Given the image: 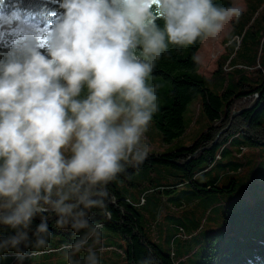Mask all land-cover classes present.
Wrapping results in <instances>:
<instances>
[{
	"label": "clouds",
	"instance_id": "clouds-1",
	"mask_svg": "<svg viewBox=\"0 0 264 264\" xmlns=\"http://www.w3.org/2000/svg\"><path fill=\"white\" fill-rule=\"evenodd\" d=\"M40 3L54 12L47 43L23 12L14 13L16 42L0 43V264H37L51 253L61 264H103L110 182L148 155L158 96L147 78L170 45L216 38L245 7ZM54 230L70 238L54 246Z\"/></svg>",
	"mask_w": 264,
	"mask_h": 264
},
{
	"label": "trees",
	"instance_id": "trees-1",
	"mask_svg": "<svg viewBox=\"0 0 264 264\" xmlns=\"http://www.w3.org/2000/svg\"><path fill=\"white\" fill-rule=\"evenodd\" d=\"M244 1L247 10L232 21L226 53L210 78L201 74L200 63L192 60L206 39L197 38L192 45H170L146 80L157 91L158 110L152 120L164 143L184 133L183 114L198 97L208 127L189 146L149 153L139 166L127 167L110 182L111 215L103 221L105 246L111 248L106 237L117 235L125 242L126 264H189L191 251L181 224L172 226V250L149 235L142 213L149 203L155 214L165 212L170 203L181 213L197 193L229 192L239 185L243 191L258 188L257 168L264 166V160H258L264 157V57L257 60L256 51L264 38V7ZM214 3L227 7L230 0ZM0 12L13 19L17 17L14 13L23 12L43 29L52 23L46 17L54 15L52 5L40 0H0ZM157 23L162 27L164 21ZM258 24L262 25L261 38ZM250 38L255 40L249 42ZM239 56L242 59L234 63ZM236 111L242 112L234 115ZM246 146L254 148L252 154L245 155ZM162 168L168 169L167 181L157 183L151 174ZM174 191L179 194L172 196ZM184 215L188 217L187 212ZM223 217V228L205 235L204 252L194 264H264V192L226 209ZM191 227L192 232L199 230L200 221L195 220ZM57 237L61 241L70 238L68 233L54 230V239Z\"/></svg>",
	"mask_w": 264,
	"mask_h": 264
},
{
	"label": "rangeland",
	"instance_id": "rangeland-1",
	"mask_svg": "<svg viewBox=\"0 0 264 264\" xmlns=\"http://www.w3.org/2000/svg\"><path fill=\"white\" fill-rule=\"evenodd\" d=\"M241 3L247 10V4L244 0ZM252 6H260L263 4L264 0H250ZM264 13H262L263 17ZM17 19V18H16ZM13 18H7L0 12V43L4 45H10L16 42L18 36L16 34L17 29L13 25ZM264 22V20H263ZM36 39L41 46L47 43L49 29H43L35 24ZM262 25L258 24V33H260L259 38L262 37L260 27ZM232 31V21L226 23L223 31L216 38H206L201 48L198 51V55L201 57L200 61V72L206 77H211L213 73L218 69L219 62L222 56L225 55L227 46L229 44L230 36ZM252 39H249L251 42ZM264 38L260 45H258V51H256L257 60L263 61L264 57ZM242 58L239 56L235 59L234 63H237ZM259 62H257L258 65ZM254 74V73H253ZM255 75V74H254ZM253 77V75H252ZM213 91H218L215 86H212ZM255 96V95H254ZM256 97V96H255ZM185 131L184 133L171 143H164L162 141V134L156 128L155 122L151 120L146 132L144 142L148 145L149 153H168L179 147L189 146L191 143L197 139V137L208 127V119L204 114L201 106V98L198 97L190 102L183 114ZM254 151L253 147L246 146L245 155H250ZM258 160H264V157H259ZM215 174V173H213ZM168 169L162 168L157 169L151 174L152 179H155L157 183L167 181ZM256 182L258 183V188L247 189L243 191L242 187L239 185L236 190L223 191V192H209L203 195L199 193L194 195L195 200L188 205L185 211L178 212L177 209L171 205H168V209L165 212L155 214L151 210L153 204L149 203L147 205V210L145 213L146 218L143 220V225L148 231L149 235L158 239L165 249H174L173 244L170 242V233L173 225L181 224L186 229V234L188 236L189 250L191 251L189 264H194L201 257L204 252V237L210 231H217L223 228L224 217L223 213L226 209L230 207H238L242 201H250L258 194L264 192V166H258L256 174ZM150 184V183H148ZM148 187H152L148 185ZM178 191L171 193L172 196L178 195ZM166 200V199H163ZM186 217L184 214H186ZM173 218H178L174 220ZM181 218V221L179 220ZM195 220L200 221L201 228L195 232H192V225ZM177 226V225H176ZM159 233V234H158ZM109 240V246H105V251L103 254V264H126L125 256L123 254L122 244L125 246V242L120 240L117 235L110 234L106 237ZM57 237L54 239V246L65 242ZM186 248V247H184ZM9 264V263H8ZM14 261L12 260V263ZM37 264H61L55 253H51L45 257L39 259Z\"/></svg>",
	"mask_w": 264,
	"mask_h": 264
},
{
	"label": "water",
	"instance_id": "water-1",
	"mask_svg": "<svg viewBox=\"0 0 264 264\" xmlns=\"http://www.w3.org/2000/svg\"><path fill=\"white\" fill-rule=\"evenodd\" d=\"M241 40V39H240ZM240 43V42H239ZM255 96L256 97H259V95L258 94H255ZM242 111H236L235 113H234V115H236V114H239V113H241Z\"/></svg>",
	"mask_w": 264,
	"mask_h": 264
}]
</instances>
